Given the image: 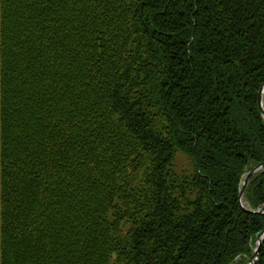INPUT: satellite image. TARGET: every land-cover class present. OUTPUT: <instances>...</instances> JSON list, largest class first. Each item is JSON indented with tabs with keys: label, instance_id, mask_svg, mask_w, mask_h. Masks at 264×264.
<instances>
[{
	"label": "trees",
	"instance_id": "trees-1",
	"mask_svg": "<svg viewBox=\"0 0 264 264\" xmlns=\"http://www.w3.org/2000/svg\"><path fill=\"white\" fill-rule=\"evenodd\" d=\"M263 85L264 0H0V264H246Z\"/></svg>",
	"mask_w": 264,
	"mask_h": 264
},
{
	"label": "water",
	"instance_id": "water-1",
	"mask_svg": "<svg viewBox=\"0 0 264 264\" xmlns=\"http://www.w3.org/2000/svg\"><path fill=\"white\" fill-rule=\"evenodd\" d=\"M263 93H264V85L260 88L259 90V107L261 109V112H262V116L264 117V103H263ZM260 169H264V162L258 164L257 166H255L253 169H251L250 171H248L245 176H244V179H243V182H242V186L240 188V192H239V202H240V205L241 207L246 210L247 212H250V213H259V214H262L264 213V204L261 205L259 208L255 209V210H248L244 207L243 203H242V198H243V193H244V188L245 186L247 185L250 177L257 171H259ZM264 240V230L262 232H260V234L258 235L257 237V240H256V246L254 248V251H253V254L252 256L248 259V262L247 264H254L255 261L257 260L258 258V255H259V250H260V247H261V244Z\"/></svg>",
	"mask_w": 264,
	"mask_h": 264
},
{
	"label": "rangeland",
	"instance_id": "rangeland-1",
	"mask_svg": "<svg viewBox=\"0 0 264 264\" xmlns=\"http://www.w3.org/2000/svg\"><path fill=\"white\" fill-rule=\"evenodd\" d=\"M263 103H264V94H263ZM174 171L177 173L191 174L193 171V165L189 158L183 155L180 152H177L174 157Z\"/></svg>",
	"mask_w": 264,
	"mask_h": 264
}]
</instances>
